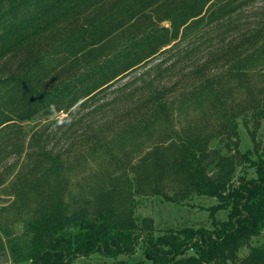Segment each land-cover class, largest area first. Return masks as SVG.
<instances>
[{"label":"trees","instance_id":"obj_1","mask_svg":"<svg viewBox=\"0 0 264 264\" xmlns=\"http://www.w3.org/2000/svg\"><path fill=\"white\" fill-rule=\"evenodd\" d=\"M253 2L0 0V256L264 264L252 243L264 228V7L246 20ZM81 162L96 182L82 193ZM167 191L217 199L211 226L134 216L136 196L177 202Z\"/></svg>","mask_w":264,"mask_h":264},{"label":"rangeland","instance_id":"obj_2","mask_svg":"<svg viewBox=\"0 0 264 264\" xmlns=\"http://www.w3.org/2000/svg\"><path fill=\"white\" fill-rule=\"evenodd\" d=\"M264 7V0H254L253 4L248 7V11L246 14V20L252 19L253 11H260ZM255 74H258L255 72ZM133 74H131L127 79L131 78ZM126 79V80H127ZM257 86H260L263 83V80L260 79L259 76H256V80L254 81ZM41 118L37 117L34 120L27 122L25 126L30 128L32 125L39 124L43 122ZM250 129L253 128V124H249ZM238 129L240 133V148L242 151L246 149L252 148V141L249 133V129L244 125L241 119L238 121ZM258 139L264 143V126H261L257 129ZM234 140L236 137H233ZM216 141H212L210 145H214ZM252 156L255 157V154ZM93 165H95L93 163ZM86 166V165H85ZM95 170V169H93ZM89 172L82 165V162L78 165L77 169L74 171L73 179L74 182H79L78 186L75 185V188L79 190L81 193L83 192V188L86 190L95 182L94 176H88L89 178H82L84 175H88ZM240 172V171H239ZM167 195L173 199H176L177 202L173 200L165 199L160 194H144L140 196H136L133 201V209L134 216L137 219H142L143 217H148L153 221V225L156 229H162L166 227H177L180 225H194L198 226H211V218L209 217V207L212 204L217 203V199L213 197H209L207 195H199L194 191L193 193L190 191L181 192V195L174 194L173 191H167ZM5 202L7 197H3ZM217 218H226V212L219 211L216 214ZM14 230L16 234H21L24 230L23 223L17 222L14 226ZM252 243H264V228L260 232L258 236L252 238ZM249 247L245 245L240 253L248 252ZM7 253L8 261L7 263L2 262V254ZM0 256V264H10L12 261V257L8 250L3 252ZM141 252H136L133 255H121L120 257L127 260H135L139 258ZM85 262H91L92 264H119L111 257L103 256L102 254L95 253L91 257H78L74 264H83Z\"/></svg>","mask_w":264,"mask_h":264},{"label":"water","instance_id":"obj_3","mask_svg":"<svg viewBox=\"0 0 264 264\" xmlns=\"http://www.w3.org/2000/svg\"><path fill=\"white\" fill-rule=\"evenodd\" d=\"M1 258H2L3 263H7V261H8L7 253H3Z\"/></svg>","mask_w":264,"mask_h":264}]
</instances>
